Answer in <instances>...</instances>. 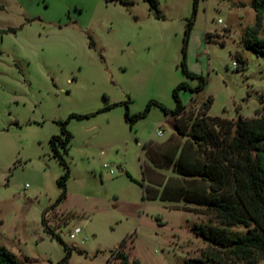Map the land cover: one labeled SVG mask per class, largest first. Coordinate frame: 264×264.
<instances>
[{
    "label": "rangeland",
    "instance_id": "obj_1",
    "mask_svg": "<svg viewBox=\"0 0 264 264\" xmlns=\"http://www.w3.org/2000/svg\"><path fill=\"white\" fill-rule=\"evenodd\" d=\"M193 1L160 0L158 17L146 0L131 6L0 0V29H11L0 32V245L17 255L18 264H58L66 255L64 244L45 231L43 214L73 248L64 264H120L117 248L124 239L130 260L139 264H188L192 258L251 264L193 229L206 223L246 234L255 226L225 224L209 203L210 181L180 173L203 169L213 144L181 135L175 119L157 105L132 125L125 118L127 106L131 114L142 112L150 100L174 109V88L182 81L198 84L181 64ZM252 1H199L186 62L207 86L196 93L180 90L187 119L194 112L190 125L209 96L212 116L263 114L264 55L242 43L256 22ZM207 32H216L217 41H207ZM73 113L90 116L70 118ZM65 120L73 134L69 150L60 148L70 166L68 195L53 208L65 169L49 140L61 134ZM144 192L154 199L144 200ZM76 227L87 241L70 237ZM253 254L264 264V256Z\"/></svg>",
    "mask_w": 264,
    "mask_h": 264
},
{
    "label": "trees",
    "instance_id": "obj_2",
    "mask_svg": "<svg viewBox=\"0 0 264 264\" xmlns=\"http://www.w3.org/2000/svg\"><path fill=\"white\" fill-rule=\"evenodd\" d=\"M106 1H120L127 6L133 4V0ZM146 1L149 2L151 9L156 10L157 16L161 17L159 11L160 0ZM199 1H193V14L187 19L183 60L181 61L184 73L188 77L197 78L198 84L192 86L189 82L182 81L174 88L173 96L176 101L174 109L166 107L157 100H150L142 112L131 114L127 106L125 118L132 125L145 117L153 105H157L165 114L171 115L175 119V126L181 135L191 136L197 143L205 142L208 144L211 142L213 144L207 152L209 161L205 163L203 169L197 168V171H191L188 168L187 170L182 168L180 173L184 175H201L210 181V189L213 194L210 196L209 203L215 208L218 216L225 224L231 226L235 224L247 226L254 224L255 226L254 228H250L246 234H232L226 227L195 223L193 226L194 232L214 244L227 249L239 261L259 264V259L253 252L258 251L264 256V94L261 96L263 114L260 117H246L239 114L236 119H229L218 115L212 116L209 114V110L214 99L212 96H209L207 101L202 104L203 111L200 119L191 125L189 124L188 119L193 118L194 112H191V116L187 119L188 106L182 102L180 90L184 89L196 93L204 90L207 86V78L204 75L190 71L186 62L187 45L198 12ZM252 7L256 11V22L246 31L242 37V43L245 48L254 50L259 55H264V37L260 35V32L264 28V0H253ZM6 31H11V29H0L1 33ZM213 36L214 34L212 33H206V39L209 41ZM91 45H94L92 38ZM239 58L244 63L243 65H245L246 61L241 56ZM118 104H110L98 112L113 108ZM89 116L88 114L73 113L70 115V118H86ZM67 123L68 120L61 121V134L52 135L49 140L54 157L59 159L65 169V172L57 180L61 193L53 204V208L63 202L68 195L67 181L70 178V166L60 151V148L68 151L73 139V134L67 128ZM211 124L213 126L218 125V131L213 129L214 127ZM147 146L148 143L146 142L143 145V149L146 150ZM181 152L183 153L182 150ZM142 172L143 176H145L146 171L143 165ZM148 198L152 197H149L144 192L143 199L146 200ZM162 199L170 202L176 201V199L170 197H162ZM42 224L48 234L57 238L65 246L66 255L58 264L67 263L71 257L73 248L66 244L61 236L46 223L44 214ZM126 244V239H124L117 248V258L120 259V264H139L136 260H130V256L125 250ZM211 254L218 256L217 258L219 259L222 258L219 253L217 255ZM215 256L213 259L216 258ZM0 264H18L17 255L4 245H0ZM188 264L210 263L192 258L188 260Z\"/></svg>",
    "mask_w": 264,
    "mask_h": 264
},
{
    "label": "built area",
    "instance_id": "obj_3",
    "mask_svg": "<svg viewBox=\"0 0 264 264\" xmlns=\"http://www.w3.org/2000/svg\"><path fill=\"white\" fill-rule=\"evenodd\" d=\"M219 21H221V20H219ZM233 64H234L235 66H238V63H237L236 61H235ZM159 133L162 134V131H159ZM104 166H105V167H109V172H110L111 174L116 173V169L110 167L109 164L106 163ZM70 237H71L72 239H77V238H78V239H80L82 242L87 241V240L89 239V237H88L85 233H83V230H82L81 227H76V228H74V230L70 231Z\"/></svg>",
    "mask_w": 264,
    "mask_h": 264
},
{
    "label": "crops",
    "instance_id": "obj_4",
    "mask_svg": "<svg viewBox=\"0 0 264 264\" xmlns=\"http://www.w3.org/2000/svg\"><path fill=\"white\" fill-rule=\"evenodd\" d=\"M216 32H217V31H216ZM216 32H207V33H212V34H214V33H216ZM207 41H209V40H207ZM210 41H217L216 36H213L212 39H211ZM224 44H225V43H224ZM125 173L128 175V172H127V171H126ZM56 207H57V206H56Z\"/></svg>",
    "mask_w": 264,
    "mask_h": 264
}]
</instances>
